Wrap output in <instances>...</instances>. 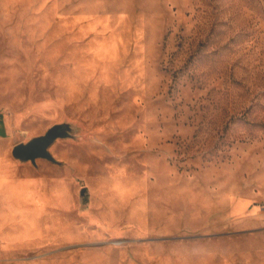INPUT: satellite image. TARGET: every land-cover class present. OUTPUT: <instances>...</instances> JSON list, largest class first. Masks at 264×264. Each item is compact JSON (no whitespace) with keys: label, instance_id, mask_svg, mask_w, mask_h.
Segmentation results:
<instances>
[{"label":"rangeland","instance_id":"374dc122","mask_svg":"<svg viewBox=\"0 0 264 264\" xmlns=\"http://www.w3.org/2000/svg\"><path fill=\"white\" fill-rule=\"evenodd\" d=\"M0 264H264V0H0Z\"/></svg>","mask_w":264,"mask_h":264},{"label":"water","instance_id":"95a60500","mask_svg":"<svg viewBox=\"0 0 264 264\" xmlns=\"http://www.w3.org/2000/svg\"><path fill=\"white\" fill-rule=\"evenodd\" d=\"M68 123H57L51 126L44 134L34 136L27 141L17 143L12 150L14 157L22 161H31L36 164L38 158H45L52 162H58L50 150L57 138L69 134Z\"/></svg>","mask_w":264,"mask_h":264},{"label":"bare ground","instance_id":"6f19581e","mask_svg":"<svg viewBox=\"0 0 264 264\" xmlns=\"http://www.w3.org/2000/svg\"><path fill=\"white\" fill-rule=\"evenodd\" d=\"M6 187V186H5Z\"/></svg>","mask_w":264,"mask_h":264}]
</instances>
